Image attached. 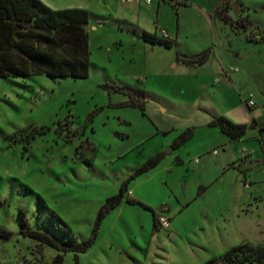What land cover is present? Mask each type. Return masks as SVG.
I'll use <instances>...</instances> for the list:
<instances>
[{
	"label": "rangeland",
	"instance_id": "374dc122",
	"mask_svg": "<svg viewBox=\"0 0 264 264\" xmlns=\"http://www.w3.org/2000/svg\"><path fill=\"white\" fill-rule=\"evenodd\" d=\"M41 1L55 11L90 12V73L0 78V264H55L59 255L62 264H205L238 245L264 247V227L243 241L232 227L240 208L264 218V201L253 200L264 197V167L244 172L230 146L236 140L210 126L221 117L251 122L243 99L252 92L264 102V81L235 88L223 78L216 89L213 65L179 63L180 54L211 49L227 69L238 68L239 58L262 46L250 36L264 32V0ZM162 30L173 46L161 43ZM42 127L46 133L30 144L20 136ZM254 134L246 136L258 146L253 161L263 150ZM185 135L192 137L175 147ZM159 153L161 163L128 184L87 252L63 253L22 235L32 229L57 239L62 223L78 244L89 240L107 199ZM158 215L170 216L169 229L155 228ZM217 235L229 238L218 247Z\"/></svg>",
	"mask_w": 264,
	"mask_h": 264
},
{
	"label": "trees",
	"instance_id": "16d2710c",
	"mask_svg": "<svg viewBox=\"0 0 264 264\" xmlns=\"http://www.w3.org/2000/svg\"><path fill=\"white\" fill-rule=\"evenodd\" d=\"M90 12L85 9L52 10L41 0H0V78H28L46 75L50 78H87L90 73V46L87 26ZM145 41L156 44L154 36L145 33ZM251 41L264 43V32L250 36ZM175 41L161 40L166 47L173 46ZM211 49L197 55L180 54L179 60L187 66L204 65L210 58ZM131 96L143 97L142 92L122 87ZM255 123V122H254ZM210 126L219 130L232 140L245 137L250 129L248 125H235L225 118H217ZM46 133L44 127L35 129L33 134L25 131L20 136L28 144L36 135ZM192 135L180 137L175 147L188 141ZM164 154L150 158L138 168L121 187L120 193L107 199L100 210L92 237L82 244L76 242L74 234L62 223L58 225V238L42 231L23 229L22 235L68 253H85L94 244L103 219L115 210L124 200L128 184L152 169L162 161ZM130 203H136L128 199ZM53 222L59 218L52 214ZM155 228L160 229L155 218ZM63 256L59 255L55 264H62ZM205 264H264V247L238 245L226 251L218 258Z\"/></svg>",
	"mask_w": 264,
	"mask_h": 264
},
{
	"label": "crops",
	"instance_id": "0c3cea01",
	"mask_svg": "<svg viewBox=\"0 0 264 264\" xmlns=\"http://www.w3.org/2000/svg\"><path fill=\"white\" fill-rule=\"evenodd\" d=\"M158 2L160 3V1H158ZM188 2H189V0H184L181 2V4L188 5ZM213 14L216 15L217 11L213 10ZM135 30H137L138 32H141V34H142L141 36H143L144 33L151 34L139 26L136 27ZM154 35L157 37V33ZM252 42H254V41H252ZM254 43L260 44V45L262 44V46H260L261 48H259L257 53H253L252 55H248V56H245L244 58H239V60H237V62H238V68L237 69L239 70L238 72H229V69L226 68L225 58L220 57V56H216L217 54L215 56H213V53L211 52L209 60L203 66L209 65V63H210V65H213V71H212L211 76H214V78H215L216 85H214V86L216 89L218 88V85L222 83L223 78H226L227 80H229V84L230 85L232 84L233 86H235V88H239V87L243 88L246 84L252 85V82L253 83L255 82L254 87L260 86L259 84L261 83V79H262V81H264V59H263V57H264V43H262V42H254ZM153 50H155V49H153ZM191 56H193V55H191ZM179 63H182V62H179ZM178 65L179 64L173 65V67L176 68ZM201 67H202V65H201ZM241 71H243L242 75H240L238 77L236 76V78H234L233 75L234 74H240ZM243 83H245V84H243ZM226 87H228V86H226ZM229 88H231V87H229ZM239 91L241 93V90H239ZM251 93L252 92H250L249 95ZM249 95H248V97H249ZM248 97L244 98L243 100L246 102ZM256 101H257V103L255 102L256 106L254 108L249 109L251 111V115H250L251 122L244 124V125L250 126L249 131L247 132L245 137L235 141L236 145L234 142H232L234 144L230 143L232 150L235 151L237 156H238L237 160L241 162V159H243L242 160V166L244 168V172H247L248 170L252 169V167H254V166L264 167V152H263L264 149L262 150L261 159L253 161L252 156L257 152L258 146L254 145V143L250 142L249 140H246V136L248 135V133L250 131H254V132L258 133L257 136H256V134L253 135L254 139L260 140L261 142L264 140V102H262L260 96L258 97V99H256ZM235 125H239V124H235ZM223 135L225 136V134H223ZM226 143H229V142H226ZM244 149L249 150V154H247L246 157H245L244 152H243ZM130 192H131V196H129V197L132 198L133 191H130ZM253 200L261 202L262 200L264 201V197L261 195H256L255 197H253ZM249 201L251 202L252 199H249L247 202H249ZM170 210H171V208H168L169 212H170ZM240 210L242 211V208H240ZM240 210L238 211V213H240ZM238 213L236 214V219H237L238 223L232 227H234L235 232L238 234L237 237L240 241H243L245 239L250 240L252 233H255L257 230L260 229V227L261 228L264 227V218H257V217L250 218L247 215L245 216V215H241ZM228 224H230V223L228 222ZM218 231H219V229H218ZM213 233L215 234V233H217V231H214ZM228 238H229V236H224V235L218 236L217 235V236L213 237V241H215L217 246L220 247L228 240Z\"/></svg>",
	"mask_w": 264,
	"mask_h": 264
},
{
	"label": "built area",
	"instance_id": "2783aa9c",
	"mask_svg": "<svg viewBox=\"0 0 264 264\" xmlns=\"http://www.w3.org/2000/svg\"><path fill=\"white\" fill-rule=\"evenodd\" d=\"M121 1L123 3H128L131 0H121ZM155 1H159V0H146V4L152 5L153 2H155ZM161 33H162L163 40L173 41V39H171L169 33L166 30H162ZM238 71L239 70L237 68H230L229 69V72H238ZM246 104L249 108H254L256 106L253 94L249 95L248 99L246 100ZM262 146L264 149V140L262 141ZM243 152H244L245 157L247 154H249V150H247V149H244ZM217 153H218L217 150H215L214 154H217ZM195 162L198 163L199 159H196ZM130 195H131V192H130ZM157 224H158L159 228L167 230L171 227V219L169 217H167L166 215H158L157 216Z\"/></svg>",
	"mask_w": 264,
	"mask_h": 264
}]
</instances>
